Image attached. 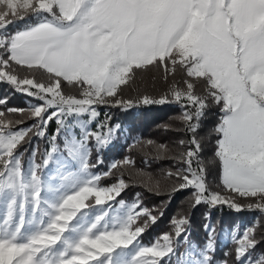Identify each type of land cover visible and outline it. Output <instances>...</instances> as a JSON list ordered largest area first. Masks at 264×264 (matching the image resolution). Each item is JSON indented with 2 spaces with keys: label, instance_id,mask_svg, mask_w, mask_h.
Returning a JSON list of instances; mask_svg holds the SVG:
<instances>
[{
  "label": "snow or ice",
  "instance_id": "6c2138e0",
  "mask_svg": "<svg viewBox=\"0 0 264 264\" xmlns=\"http://www.w3.org/2000/svg\"><path fill=\"white\" fill-rule=\"evenodd\" d=\"M29 15L37 18L35 24L4 34ZM149 66L162 69L165 81L172 77L166 91L158 98H123L122 86ZM0 81L42 101L27 113L7 109L33 119L28 128L17 127L23 120L6 119L0 111V264H163L182 255L174 245L182 236L187 239V218H174L173 232L144 246L138 237L156 217L139 200H120L122 211L110 214L109 202L128 184L121 176L102 186L101 175L90 172L95 165L89 162V141L94 139L102 150L119 128L104 121L97 131L87 130L100 116V105L179 104L182 130L192 135L178 142L183 151L174 157L175 170L166 172L175 181L173 190L194 189L197 205L264 212V0H0ZM65 82L80 89V98L64 93ZM6 102L0 99V104ZM213 105L221 113L214 128V157L222 191L206 182L196 136ZM67 116L87 117L77 119L82 138L66 144L78 170L64 176L59 188L49 189L51 198L45 199L41 165L33 159L26 172L19 148L34 129L44 137L53 120L59 134ZM56 138L51 137L45 165L57 152ZM156 150L158 156L169 151L166 144ZM134 163L129 158L114 162L103 175ZM236 197L250 202L239 203ZM141 216L147 218L143 223ZM233 240L238 264H264V256L253 258L250 251L259 243L255 228ZM213 248L210 238L202 251L190 253L187 264H211Z\"/></svg>",
  "mask_w": 264,
  "mask_h": 264
},
{
  "label": "trees",
  "instance_id": "16d2710c",
  "mask_svg": "<svg viewBox=\"0 0 264 264\" xmlns=\"http://www.w3.org/2000/svg\"><path fill=\"white\" fill-rule=\"evenodd\" d=\"M37 22V18L31 15L24 19H18L8 26L6 33L12 34L22 31ZM20 75H26L24 69H17ZM162 69L156 66H149L147 69L137 70L134 78L128 85L122 86V97L136 100L143 95L158 98L166 91L172 81L163 79ZM38 79H43L37 74ZM179 80V76L176 77ZM66 95H74L80 98V89L67 85H62ZM0 99H6L5 104H0V111H5V118L13 121L23 120L17 127L28 128L34 124V120L27 114L8 113L9 108L24 109L27 113L31 106L42 103L34 96L17 91L11 84L0 81ZM99 121L114 127L119 125L117 138L102 150H97L96 143L89 141L90 164L95 165L91 170L101 175L100 184L110 186L123 176L128 187L116 197L117 202H136L147 208L156 217L155 223L148 222L144 233L139 237L141 243L151 245L162 234L174 231L172 221L174 218L185 217L188 224L185 226L187 240L197 246H205L209 239L213 240L214 248L209 253L211 264H238L235 259L236 243L233 235H242L249 227L256 229V239L259 241L255 249L250 250L253 258L264 256V212L257 209L245 207L241 211H236L226 204L210 206L206 203L195 204L192 193L194 189L187 188L174 191L175 181L166 176L169 169L175 170L176 163L174 157L183 151L179 146L180 140L187 141L191 137L183 129L181 121L178 119L182 115L181 106L175 102L167 104H137L129 109L100 105ZM221 113L215 105L211 106L205 116L200 120L196 132L197 139L202 144L200 159L205 167L206 182L210 189L222 191L220 176L221 170L218 161L214 157L216 134L214 128L219 122ZM58 125L54 121L49 122L46 133L54 134ZM29 136L27 143L19 148L22 153V165L25 167L30 154L36 148V160L41 165L43 152L47 144V136L40 137L34 134ZM153 141V145H148L147 141ZM60 145L63 140L59 138ZM166 144L168 153L157 154V146ZM125 158L133 160L132 166H122L114 169L109 176L103 175L108 171L111 164L121 162ZM102 161V162H99ZM158 184V187H157ZM139 193V197H137ZM237 201L247 204L250 200L236 197ZM147 218L140 217L139 223H143ZM206 225L211 226L214 231L206 230ZM228 240H224V237ZM183 236L180 241H183Z\"/></svg>",
  "mask_w": 264,
  "mask_h": 264
},
{
  "label": "rangeland",
  "instance_id": "374dc122",
  "mask_svg": "<svg viewBox=\"0 0 264 264\" xmlns=\"http://www.w3.org/2000/svg\"><path fill=\"white\" fill-rule=\"evenodd\" d=\"M97 111H99L98 107H97ZM77 119H87V117H80V118H74L73 116H67L66 117V123L65 126L63 128H61L59 134H57V130L55 131L54 134H48L46 133L47 136V146L43 152V158H42V162H41V168L39 170V175L42 177L43 180V187H44V191L42 192V196L45 199H50L51 198V193L49 191V189H55V188H59L63 183V177L68 175V173L70 172H75L78 170V165L76 164V162L68 155V151L66 148V144L71 141L73 138L79 140L82 138V132L83 130L81 129L80 125L77 123ZM54 123L55 120H53ZM101 121H99V117L92 121L91 123L87 124V130L89 132H94L97 131V125L100 123ZM116 126H114L113 128H115ZM118 130V129H117ZM117 130L115 135L113 136L112 141H114L117 138ZM53 135H56V141L55 144L57 146V152H55L52 155V158L49 159V162L47 165H45L43 163L44 159L47 157V153L51 151V147H52V141H51V137ZM59 138H61L63 140L62 144L60 145L59 142ZM111 141V143H112ZM108 146V145H107ZM88 148H89V155H90V145L88 143ZM33 153H35V157L33 158ZM39 164V162L36 160V148H34V150L32 151V153L29 156V159L24 167V170L27 172V170L31 167V164L33 162ZM22 162V160H21ZM90 172L93 175H98V173L92 171L90 169ZM111 205L110 208V214L111 215H116L118 212L122 211L119 202H117V200L115 199L114 201H110L109 202ZM126 204H132L133 202H125ZM100 206H96V208L94 209V211H99ZM3 214V206L0 205V215ZM92 215V211H90V216ZM70 223H75V221H72ZM67 234V233H66ZM228 237H224V240H228ZM139 240V237H138ZM183 241H180L178 243H176L174 246L176 248V251L178 254H182L179 256L177 255H173L170 259V261L168 260V258L165 259V261L163 262V264H187V261L189 259L192 258V256L190 255V253H192L193 251L195 252H200L202 251L205 246L200 247L197 246L195 243L188 241L187 239H182ZM140 242V240H139ZM213 242V240H212ZM141 243V242H140ZM144 246H150L144 243H141ZM214 245V244H213ZM217 264H223V263H217Z\"/></svg>",
  "mask_w": 264,
  "mask_h": 264
}]
</instances>
